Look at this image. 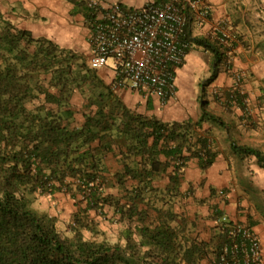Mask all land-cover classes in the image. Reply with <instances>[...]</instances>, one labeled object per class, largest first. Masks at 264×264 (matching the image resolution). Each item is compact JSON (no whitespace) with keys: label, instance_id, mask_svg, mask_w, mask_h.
I'll use <instances>...</instances> for the list:
<instances>
[{"label":"trees","instance_id":"trees-1","mask_svg":"<svg viewBox=\"0 0 264 264\" xmlns=\"http://www.w3.org/2000/svg\"><path fill=\"white\" fill-rule=\"evenodd\" d=\"M67 1L74 5L73 13L82 12L89 19L83 0ZM184 38L189 48L195 44L211 54L209 76L199 84L195 121L161 122L133 114L117 99L99 95L95 101L88 99L96 103V109L84 115L81 126L72 128V64L62 59L56 43L17 28L0 8V264H198L204 259L206 245L185 240L183 231L170 224L172 214L149 209L155 216L148 217L137 204L142 190L152 189L154 174L170 167L169 183L177 185L190 159H197L200 170L213 163L212 142L207 135H193V130L202 129L204 123L227 129L222 118L208 110L205 99L206 88L220 72L223 53L216 41L192 37L189 26ZM42 74L49 75L46 85ZM226 91L225 100L243 109L244 96L236 90ZM39 95L41 103L28 108ZM112 131L126 150L121 155L139 156L134 166L123 164L124 180L131 182L128 201L123 204L103 194V157L111 148L106 142ZM226 140L236 158L253 157L264 170V155L258 149ZM69 184L85 203L80 214L90 209L102 212L110 205L127 217L123 246L84 240L81 231L94 232V228L78 212L72 215V238L62 237L53 217L31 208L32 194H69ZM75 195L71 193L72 198ZM213 210L214 216L221 214ZM223 237L219 234L220 245Z\"/></svg>","mask_w":264,"mask_h":264},{"label":"crops","instance_id":"crops-1","mask_svg":"<svg viewBox=\"0 0 264 264\" xmlns=\"http://www.w3.org/2000/svg\"><path fill=\"white\" fill-rule=\"evenodd\" d=\"M105 1H117L127 7H139L144 3V0ZM210 6L211 20H226L228 31L235 37L232 70L243 72L244 77L247 74L243 81L249 79V82L243 88L245 92H249L251 90L248 88L249 83L254 85L264 78V0H210ZM74 9V5L67 0H6L1 12L17 28L29 31L34 38L48 39L61 48H72L73 40L77 39L81 44L88 42L90 31L89 19L82 12L73 13ZM189 30L192 37L203 36L215 41L210 24L198 26L191 22ZM210 62L211 54L202 47L192 44L182 65L176 71L174 96L163 102L154 94L147 95L126 89L116 92L124 100L131 97L138 102L139 105L131 109H135L140 115L168 123L193 122L199 115L197 104L199 84L202 79L209 76ZM96 73L106 84L111 82L112 74L108 68L98 69ZM230 82V72L221 66L220 72L210 86L227 89ZM222 140L224 141L220 146H217V142H212V149L216 155L213 163L205 170H200L196 158L187 162L178 176L181 178L177 187L180 195L177 193L175 205L170 211L174 216L170 222L173 227L183 230L184 234L188 232L191 241H202L209 249L215 241L220 240L213 209L241 221L243 217L236 214L237 198L242 193L248 197L249 192L264 191V172L255 167L250 169L240 167V171L234 165V155L228 153V141L225 137ZM105 153L116 152L111 148ZM163 174L169 177L172 169L166 168ZM151 185L159 187L162 196L168 200L171 189L169 178L166 177L164 182L152 178ZM189 185L195 190L192 193L194 202L204 199L201 205L185 204L186 201H190V197H185L183 192ZM218 191H223V198L217 194ZM245 203H247L245 198L239 199V206H244ZM187 209L191 210L187 212ZM187 226L191 231L187 230ZM253 228L260 239L264 259V224L254 225ZM210 251L212 252L208 257L211 258L206 260L207 263L213 260L217 253V250ZM198 264L206 263L202 259Z\"/></svg>","mask_w":264,"mask_h":264},{"label":"rangeland","instance_id":"rangeland-1","mask_svg":"<svg viewBox=\"0 0 264 264\" xmlns=\"http://www.w3.org/2000/svg\"><path fill=\"white\" fill-rule=\"evenodd\" d=\"M85 5H87L90 0H83ZM6 0H0V8L5 4ZM89 10V8H88ZM90 11V10H89ZM62 50V59H67L72 64V74L70 76L71 80L74 81L72 86L75 88L69 99V107L73 113V119L70 120V127H79L84 122V115L89 112H93L96 109V103H89V98L91 101L98 99L99 95L103 98L113 97L120 101V103L126 107L133 114L136 113L135 109L131 107H137L138 102H135L133 98L124 100L123 97L117 92L113 91L110 83L106 84L103 79H101L96 70H91L87 64L88 58V46L87 42L81 44L79 40H73L72 48H59ZM89 71V72H87ZM93 75V76H92ZM49 75L42 74L41 79L44 81V85L47 84ZM247 78V74L243 79L239 81H234L231 77L230 85L227 89L223 88H212L208 86L206 88L205 99L208 101V110L219 117L227 124V129H222L217 126L209 125L204 123L202 129H195L192 131L194 134L207 135L211 142H217V146L223 144L222 138L224 137L228 140L233 139L238 144H243L245 146L253 147L258 149L264 155V78L260 81H255L256 84H248L249 92L244 91V86L247 85L249 79L243 81ZM203 80V79H202ZM253 82V81H252ZM102 83V84H101ZM76 85H80L77 88ZM233 86V87H232ZM234 88H238L241 95L244 96L243 109L238 107L235 102H228L225 100L226 90L232 91ZM53 91V90H51ZM199 95V94H198ZM43 100L42 96L32 100L31 103L27 105L28 108L39 105ZM98 101V100H97ZM198 104V103H197ZM117 133L114 131L110 132L109 139L107 138V144L111 145L116 153H104L103 164L104 172H102V187L103 194L112 196L113 199L120 201L123 204L128 201V190L130 189L131 182L129 180H124L123 176V164L127 163L129 166H134L133 160L139 156L135 154L120 153V151L125 152L126 150L120 147V138H118ZM131 145V142H130ZM134 145V143H132ZM109 148V149H111ZM228 153H232L229 147H227ZM130 153H135L131 151ZM129 155V156H128ZM233 155V154H232ZM128 156V158H126ZM234 165L241 171L240 167L250 169L251 167L258 168L256 161L253 157L246 158H235ZM170 168V167H168ZM259 169V168H258ZM264 172L263 169H260ZM253 173V171H251ZM162 173H165L162 171ZM154 174L153 179L157 181H163L168 177L165 174ZM180 177H178L177 182L172 185L170 189V195L168 200L162 196L161 189L159 187H150L143 189L142 200L137 201L138 207L142 210L148 212V217H154L153 211H159L161 213H170L171 208L175 205V197L177 193L178 185L180 184ZM71 184L72 179L68 180ZM71 191L69 194L64 192L55 193L52 196L47 194L34 193L30 198V206L39 214H46L55 219V225L62 237L72 238V233L70 232V225L72 220V215L76 212L87 220L91 227L94 228V232H89L86 230L81 231V235L84 240H97L105 241L109 244L117 243L120 246L124 245V240L122 237V231L127 228L128 220L125 215L117 213L116 210L110 205L104 206L102 212L96 211L95 209H90L86 211V214H80V210L85 208V203L81 200L80 193L75 190L73 185H70ZM128 189V190H127ZM192 186H188L184 190V196L190 197V201H186L185 204L192 206L193 204H202L204 199L194 202L192 193L194 192ZM71 193H76L75 197H71ZM211 193H213L211 191ZM264 191H253L248 193V197L243 193L237 198L236 214L240 217L242 216V221L248 222L250 225L264 224ZM245 198L246 202L244 206H239V199ZM77 205V206H76ZM151 209V210H149ZM191 209H187L189 212ZM241 211H243L241 213ZM195 214V213H194ZM193 214V215H194ZM86 217V218H85ZM174 218V217H173ZM172 220H169L171 222ZM181 230V229H180ZM187 230L191 231V228ZM183 231V230H181ZM186 233V232H185ZM185 240H189V233L183 236ZM186 237V238H185ZM198 243V242H197ZM221 241H215V244L208 248V245L204 243L205 255L204 260L207 261L211 258L208 257L212 251L219 249ZM213 254V253H212ZM207 260V261H206Z\"/></svg>","mask_w":264,"mask_h":264},{"label":"built area","instance_id":"built-area-1","mask_svg":"<svg viewBox=\"0 0 264 264\" xmlns=\"http://www.w3.org/2000/svg\"><path fill=\"white\" fill-rule=\"evenodd\" d=\"M87 7V64L91 70L108 68L115 92L126 89L154 94L161 102L172 98L176 71L189 48L184 37L191 22L211 25V34L223 53L222 66L233 83L243 79V72L232 70L235 37L226 20H211L210 0H144L139 7L90 0ZM217 194L224 196L223 191ZM215 221L224 242L207 264H264L260 239L252 225L222 213Z\"/></svg>","mask_w":264,"mask_h":264}]
</instances>
